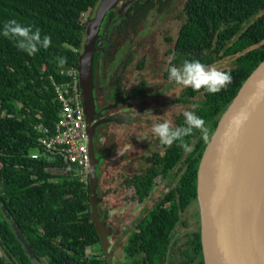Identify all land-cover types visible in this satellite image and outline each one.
<instances>
[{"label": "trees", "instance_id": "obj_1", "mask_svg": "<svg viewBox=\"0 0 264 264\" xmlns=\"http://www.w3.org/2000/svg\"><path fill=\"white\" fill-rule=\"evenodd\" d=\"M99 2L0 0V264H106L92 221L89 183L60 154L43 151L37 130L39 125L51 129L58 118L54 87L68 83L65 71L79 66L87 25L81 19L93 18ZM183 12L173 62L195 59L212 65L235 57L234 66L223 69L233 78L227 89L210 94L189 87L179 98L185 102L202 95L195 112L205 120L209 139L220 116L264 60V0H186ZM11 19L50 35L51 46L32 55L18 50L14 39L2 35L4 23ZM57 57L67 58L63 68ZM183 124L180 115L176 126ZM186 139L195 141L186 157L179 142L174 143L162 153H152L151 166L128 182L141 202L150 195L156 177L166 178L180 163L185 166L176 186L147 211L142 234L131 241L141 243L149 258L151 245L155 258L164 257L171 230L195 199L198 164L208 139L199 131ZM55 168L66 172L54 174ZM98 190L99 181L96 194ZM102 204L95 198L97 214Z\"/></svg>", "mask_w": 264, "mask_h": 264}, {"label": "flooded vegetation", "instance_id": "obj_2", "mask_svg": "<svg viewBox=\"0 0 264 264\" xmlns=\"http://www.w3.org/2000/svg\"><path fill=\"white\" fill-rule=\"evenodd\" d=\"M185 1L186 0L179 4L178 11L172 6V4H169L173 14L172 20L180 23V25L174 39L166 38L165 42L169 47L163 50L162 56L170 57L175 53V43L184 20L183 7ZM164 4L166 3L160 1L152 2V0H118L108 11L98 27L93 45V108L91 111L85 110L83 103L84 100L81 96L82 91L81 88H79L80 103L84 122L86 124L88 146L91 142L94 157L98 160V164L96 165V175L99 173L100 176L101 169L105 170L104 166L107 163L117 161L116 159H122L119 157L122 153L120 154V152H118V149L116 148L117 146L115 145L117 144L115 143L116 137H118V135L114 134L116 128H122V130H125L121 134V138L123 135H126V141H129L131 148L134 146L133 142L135 143L137 140L139 141V139H141L139 136L141 130L144 132V127L141 123H137L135 126H132L135 120H141L140 116L142 113L139 112L138 108L140 105L137 103L151 93V90L147 86L146 79L143 77L142 71L149 72V74L153 75L157 74L159 69L163 71V63H165L164 60L162 63L158 59V48L156 47L154 39L155 33L151 34L153 32H145L144 30L147 27V17L151 16L155 17V19H162L164 16H167L168 13H163L162 8L168 3L166 5ZM89 20L86 19V23ZM162 23L166 24L164 19L162 20ZM163 24L158 26V28L161 29ZM172 64L177 66L180 65L177 61H172ZM167 67L168 64H166V70L161 72L163 79H168ZM166 86H171V83L169 86L166 84L165 87ZM185 89V87L182 88V91L175 99V103L182 106L196 105L198 99L195 100L194 98L198 96H201L202 98L201 94L194 96L189 99V101L181 102L179 100ZM190 107H187L186 109L190 110ZM84 114L88 116L87 119ZM180 115H183V112H174L173 123L175 125L176 118ZM163 119L159 121L162 122ZM128 132L132 134L130 139L128 137ZM94 135H96V137H94ZM95 142H97V144H95ZM108 142H110L109 146L111 145L114 147V150L109 154L103 155L99 153V156H96L94 152V148L96 146L98 147L100 145L101 148L103 147L110 151V149L106 147ZM129 143L125 145L126 147L123 146V148L131 150L128 147ZM191 145L194 146L195 141H193ZM144 147L143 150H145V152H141V154L139 153V157L137 159H133V157L128 158L127 160L129 161L126 162V164H129L128 168H131V162L138 161L139 164H143V162H141V160H143L146 164L145 168H142L138 173L125 177L119 183V187H121L122 190L124 189L127 191L129 190L130 193L132 192L131 196H129L130 201L134 199L137 204H140L141 206L143 205L142 209L139 211L140 214H120V212L117 213L114 208L109 206L105 208L104 213L101 210L102 215L99 213V221L102 222L105 234L106 250H103L101 242L100 246L106 264H109L110 262L111 264H204L199 234L200 218L199 206L196 197V181L195 199L189 203V205L192 202L195 203V214H192V217L189 219L184 217V212L189 205L183 213L180 214L177 225L170 232L168 249L164 253L163 258L160 257V255H158V259L155 258V245H151L153 246V258H149L147 253L141 249V243L135 245L132 244L133 240H137V235L142 234L141 227L143 224L144 226L146 224L148 216V214H146L147 211L160 198H162L164 194H167L176 186L180 175L185 170V166H181V163L173 169V171L175 170V173L173 174L172 171L169 176L173 174L172 179L174 180L176 178L175 185L166 188L160 196L156 195V179L159 177L163 180L167 179L169 176L166 178L161 176L156 177L154 180L155 184L150 192V195L144 201L140 202L137 198H135L134 189L128 184V182L133 176L142 173L147 167L151 166L149 157L152 153L157 151L162 153L166 146H162L159 143V139L156 137L154 141H151ZM124 151L126 150L124 149ZM149 151L151 153L146 155L145 153ZM131 154L134 156L136 152H132ZM187 154L188 153L185 152L184 156L186 157ZM125 157L126 153L124 154L123 159ZM185 157L182 159V163L184 162ZM118 163H120V161H118ZM128 168H126V165L123 167L124 170L127 169V171L125 170L126 172L130 170ZM76 171L79 174L78 170ZM79 177L83 182L89 183L88 175L86 178L82 176ZM98 181L99 178L97 179V183ZM99 191L100 190H98V192ZM149 201L151 205H149Z\"/></svg>", "mask_w": 264, "mask_h": 264}, {"label": "water", "instance_id": "obj_3", "mask_svg": "<svg viewBox=\"0 0 264 264\" xmlns=\"http://www.w3.org/2000/svg\"><path fill=\"white\" fill-rule=\"evenodd\" d=\"M117 1L100 0L93 18L87 21L78 66L86 111L93 108L94 39L106 12ZM241 114L246 118L237 127L233 121ZM88 148L92 221L106 250L102 222L95 210L98 160L91 142ZM196 197L204 264H264V60L223 112L203 150L197 170ZM16 232L25 245L21 234ZM26 247L29 252L30 247Z\"/></svg>", "mask_w": 264, "mask_h": 264}, {"label": "rangeland", "instance_id": "obj_4", "mask_svg": "<svg viewBox=\"0 0 264 264\" xmlns=\"http://www.w3.org/2000/svg\"><path fill=\"white\" fill-rule=\"evenodd\" d=\"M165 2L166 6H168L169 4H172L173 7H175L178 11V6L180 3H182L184 0H152V2ZM163 6L162 8V12L163 13H168L167 16H164V18L162 19H155V17H147V27L145 28V32L151 31L154 34V39H155V44L156 47L158 48V59L160 60V62L163 63V60L165 63H163V71L166 70V64H167V59L169 56H162V52L163 50H165L166 48H168V44H166V38H175V36L177 35V31L179 28L180 23H177L176 21L172 20L173 14L171 11V7L170 5L168 7ZM170 11H169V10ZM86 17L82 18V22H86ZM165 20L166 24L162 23V20ZM161 24H163V27L161 29L158 28V26H160ZM166 44V45H165ZM234 60L235 57H227V58H223L217 62H215L214 64L220 68V69H230L234 66ZM161 69H159V71L157 72V74H149V72L146 71H142L143 72V77H145L146 79V83L148 88L151 90V93H149L146 98L142 99L141 101H139L137 104H139V112L142 113V115L140 116L141 120H135L134 124H132V126H135V124L137 123H141V125L144 127V132L141 130L140 133V138L139 141L137 140V142H133V147L131 148V144L129 143V141H126L125 136L123 135L121 138V134L123 133L122 128H116L114 131V134L118 135V137H116V142L117 144H115L118 149V152H120V160L116 159L117 161H111L110 163H107L104 167L105 170L101 169L100 171V176H99V192L96 194L95 193V198L99 199L101 201V203L103 202V204L100 206V208H98L99 212L102 210V212H105V208H107L108 206L111 208H114L115 211H117V213L120 212V214H138L139 211L142 209V206L140 204H137V202L132 199L131 201L129 200V196H131L132 192L130 193V191L128 190H122L121 187H119V183L128 176H131L135 173H138L142 168H145V163L143 160H141V162H143V164H139L138 161L137 162H131V168H128L129 164H126V162H128L129 160H127L128 158H138L139 157V153L141 154V152H145V150H143V147L147 144H149L151 141H154L156 136L152 133L151 131V127H152V123H153V118L150 116H146L144 115V112H147L148 110H151L152 114L155 115V119L157 121L163 119V118H167V119H171L173 121V116H174V112H184L185 110H187V107H190L191 105H179L175 103V99L178 97V95L180 94V92L182 91V86L175 84V82L170 81L169 79H163L162 77V73L163 72ZM171 83V86H169V84ZM168 84L169 87H165V85ZM201 98V96H198L196 98H194L195 100H199ZM85 115V118L87 119V115ZM126 129V128H125ZM138 132V131H137ZM131 133L128 132V137L129 139L131 138ZM155 136V137H154ZM94 137H96V135H94ZM141 142V143H139ZM127 143H129V148L132 150H128L127 148H123L126 147L125 145H127ZM95 144H97V142H95ZM110 142H108L106 144V147L108 149H110V151H108L105 148H101V146L99 145L98 147L96 146L94 148V152L96 156H99L100 154H109L111 151L114 150L113 146H109ZM101 148V150L99 151V149ZM145 148V147H144ZM124 149L126 151H124ZM132 152H136V154L134 156H132ZM35 154H37L38 152H34ZM126 153V157L123 159L124 154ZM151 152H146V155H149ZM118 161H120V163H118ZM126 165V168L130 169L128 172L127 169H123V167ZM149 165V163H148ZM147 165V166H148ZM52 173L54 174H65L66 170L64 169H52L51 170ZM175 173V170L173 171V174ZM171 174L167 179H160L159 177L156 179V195L160 196L162 195V192L164 190H166V188L168 187H172L175 185L176 182V178L173 180L172 179V175ZM77 175H80L77 173ZM123 188V187H122ZM145 204V203H144ZM149 205H151L150 201H149ZM118 208V209H117ZM196 211V206L195 203L192 202L188 208L185 210L184 212V217L186 219H189L192 217V214H195ZM116 213V214H117ZM140 214V213H139ZM100 214H97V216ZM102 215V214H101Z\"/></svg>", "mask_w": 264, "mask_h": 264}, {"label": "clouds", "instance_id": "obj_5", "mask_svg": "<svg viewBox=\"0 0 264 264\" xmlns=\"http://www.w3.org/2000/svg\"><path fill=\"white\" fill-rule=\"evenodd\" d=\"M2 35L6 38L14 39L18 50L24 51L29 55L35 54L41 48L47 50L51 46V36L41 34L39 28H33L31 25H24L16 19L8 20L4 23ZM175 56L167 59L168 79L175 84L185 88H191L199 92L203 89L210 94L219 93L227 89L233 82L231 73L218 68L215 64L207 65L199 60H184L179 66L172 64ZM58 66L63 68L67 63L66 57H57ZM198 105H192V110L183 112L184 124L176 126L171 119H163L162 122L155 119V115L148 110L144 115L153 118L151 127L152 133L159 139L162 146L171 147L179 142L178 146L184 152L190 153L194 150L191 143L186 139L194 135L196 131L202 134L204 140L208 139V128L205 120L198 116L195 109ZM246 116L241 114L234 118V125L239 126Z\"/></svg>", "mask_w": 264, "mask_h": 264}, {"label": "built area", "instance_id": "obj_6", "mask_svg": "<svg viewBox=\"0 0 264 264\" xmlns=\"http://www.w3.org/2000/svg\"><path fill=\"white\" fill-rule=\"evenodd\" d=\"M70 81L55 85V99L59 105L58 118L52 128L37 127L38 143L44 152L60 154L65 162L74 166L80 176L86 178L90 169V153L86 124L84 122L77 68L65 71Z\"/></svg>", "mask_w": 264, "mask_h": 264}, {"label": "bare ground", "instance_id": "obj_7", "mask_svg": "<svg viewBox=\"0 0 264 264\" xmlns=\"http://www.w3.org/2000/svg\"><path fill=\"white\" fill-rule=\"evenodd\" d=\"M245 224V223H244Z\"/></svg>", "mask_w": 264, "mask_h": 264}]
</instances>
